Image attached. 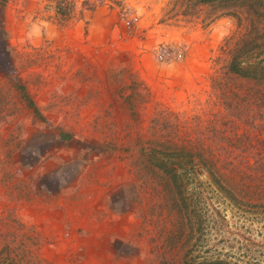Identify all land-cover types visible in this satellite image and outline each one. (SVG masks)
<instances>
[{
  "label": "rangeland",
  "instance_id": "1",
  "mask_svg": "<svg viewBox=\"0 0 264 264\" xmlns=\"http://www.w3.org/2000/svg\"><path fill=\"white\" fill-rule=\"evenodd\" d=\"M22 2L26 33L5 21L20 0L0 4V264H264V82L225 69L264 18ZM199 50L208 68L184 88L167 73Z\"/></svg>",
  "mask_w": 264,
  "mask_h": 264
},
{
  "label": "trees",
  "instance_id": "2",
  "mask_svg": "<svg viewBox=\"0 0 264 264\" xmlns=\"http://www.w3.org/2000/svg\"><path fill=\"white\" fill-rule=\"evenodd\" d=\"M59 15L67 17L72 10L71 0H51ZM200 3H213L218 5L222 13L238 16L239 23L241 18L239 11H243L247 16L264 18V0H198ZM8 0H0V4L4 7ZM262 25V26H261ZM264 23L259 25H247L243 36L230 49V60L225 66L228 74L239 76L244 79H253L264 82V37L258 36L264 31ZM254 28V29H253ZM31 106L34 103L30 102ZM36 110H38L35 107ZM186 164L191 166L197 165L195 154L189 151L185 155ZM160 166H168L160 164ZM172 166V165H169ZM173 169L171 172L173 173ZM175 175V174H174ZM174 177V176H173Z\"/></svg>",
  "mask_w": 264,
  "mask_h": 264
},
{
  "label": "crops",
  "instance_id": "3",
  "mask_svg": "<svg viewBox=\"0 0 264 264\" xmlns=\"http://www.w3.org/2000/svg\"><path fill=\"white\" fill-rule=\"evenodd\" d=\"M22 1L23 0H20V6L17 5L18 7L17 10L15 9L11 10L8 7L6 8L5 21L7 22V28L14 29L16 25L17 30L19 29L18 31L19 33L20 32L26 33L25 21L24 19L22 20V17H20V15L24 13H20L19 11L20 7L25 5V3L23 4ZM13 33H15V30H13ZM62 38H64V36H62ZM194 44L196 45L198 43H194ZM204 44H205L204 42L199 43V46H203ZM201 52H204V51H201ZM204 59H205L204 56L200 54V50L198 52H193L192 54L186 55V59L184 61L185 63L183 64V67L176 66L175 70L172 71V74L167 73V75L171 76V79L177 78L184 88L190 87V85L193 84V81H195V79L199 75L204 74L205 69L208 68V63ZM165 76L166 75H164V77ZM165 80H166L165 78L160 79L162 83H164ZM164 85L165 83L163 84V86ZM166 90H169V89L166 87ZM95 181H96V178L91 179V182H89V187H96V186L101 185L99 183H96ZM76 184L79 185L78 183ZM88 193H89V190H88ZM107 193H108L107 187H102L95 192L97 196H101L102 198L107 197Z\"/></svg>",
  "mask_w": 264,
  "mask_h": 264
},
{
  "label": "built area",
  "instance_id": "4",
  "mask_svg": "<svg viewBox=\"0 0 264 264\" xmlns=\"http://www.w3.org/2000/svg\"><path fill=\"white\" fill-rule=\"evenodd\" d=\"M173 50V49H172ZM170 50V48L165 45V44H161L158 48H157V54L159 59L161 60H170L173 58H182L183 54L181 51L175 52L174 50L172 51Z\"/></svg>",
  "mask_w": 264,
  "mask_h": 264
},
{
  "label": "clouds",
  "instance_id": "5",
  "mask_svg": "<svg viewBox=\"0 0 264 264\" xmlns=\"http://www.w3.org/2000/svg\"><path fill=\"white\" fill-rule=\"evenodd\" d=\"M125 191H126V198H128L129 190H128V189H125ZM121 203H122V202H121ZM118 205H120V204H118Z\"/></svg>",
  "mask_w": 264,
  "mask_h": 264
}]
</instances>
